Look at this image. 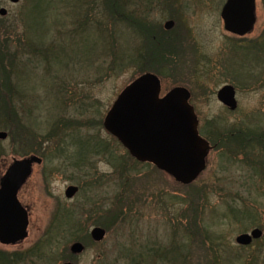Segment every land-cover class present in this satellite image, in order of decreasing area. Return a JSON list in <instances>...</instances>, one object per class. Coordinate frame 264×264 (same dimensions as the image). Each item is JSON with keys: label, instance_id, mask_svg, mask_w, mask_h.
I'll return each mask as SVG.
<instances>
[{"label": "rangeland", "instance_id": "374dc122", "mask_svg": "<svg viewBox=\"0 0 264 264\" xmlns=\"http://www.w3.org/2000/svg\"><path fill=\"white\" fill-rule=\"evenodd\" d=\"M108 1L22 0L13 5L0 0L9 13L0 19V29L14 26L9 47L18 55L15 99L23 101L17 112L30 131L22 135L24 124L16 126L15 114L1 107L0 132L9 136L0 141V177L13 158L45 159L19 193L28 209V237L16 246L0 244V250L29 252L56 214L70 212L80 220L74 231L81 240H68L67 231L58 246L42 249V256L27 253L23 264H63L75 241L87 246L76 264H264V237L249 247L236 244L239 235L255 228L264 232V145L252 138L250 156H245L227 141L230 131L264 134V0H256L255 29L244 38L224 29L220 14L226 0H125L127 17L154 28L151 33L164 43L175 40L182 52L168 55L166 66L158 67L161 95L186 88L202 136L212 146L220 139L206 171L191 186L138 163L103 127L118 94L141 74L145 43L139 30L121 21L123 9L113 10ZM168 21L175 22L171 30L165 28ZM228 84L236 88L235 111L217 99ZM64 118L88 122L65 129ZM54 128L58 135L47 141ZM88 138L97 154L80 150L79 143ZM58 146L65 148L64 155ZM70 185L81 186L85 195L67 199ZM121 196L128 197V205L118 218L112 209ZM95 224L107 230L98 245L89 235ZM191 227L198 228L196 235Z\"/></svg>", "mask_w": 264, "mask_h": 264}, {"label": "water", "instance_id": "95a60500", "mask_svg": "<svg viewBox=\"0 0 264 264\" xmlns=\"http://www.w3.org/2000/svg\"><path fill=\"white\" fill-rule=\"evenodd\" d=\"M9 1L18 4L21 0ZM7 14V10H0L2 17ZM221 17L227 32L244 36L253 30L256 23V0H227ZM173 27V21L165 24L167 30ZM161 90V82L155 75L145 74L137 78L117 97L104 119V128L137 161L151 163L180 184L190 185L205 170L209 145L199 135V121L193 106L189 104V92L178 87L161 98ZM218 99L230 110L237 109L232 86L222 88L218 92ZM7 137L6 132H0V140ZM42 162L37 156L14 159L0 178L2 245H17L28 237V212L20 203L18 194L32 176L34 166ZM78 191V187L70 186L65 196L73 199ZM262 235L256 229L251 235L239 236L237 243L247 246ZM105 236L106 231L100 227L91 231V238L96 243H101ZM84 251L85 246L80 242L70 248L73 255H81Z\"/></svg>", "mask_w": 264, "mask_h": 264}, {"label": "trees", "instance_id": "16d2710c", "mask_svg": "<svg viewBox=\"0 0 264 264\" xmlns=\"http://www.w3.org/2000/svg\"><path fill=\"white\" fill-rule=\"evenodd\" d=\"M110 3L111 2L109 0L107 5L111 6L113 10H121L119 8H122L123 12L120 14L122 16L121 21L123 20L122 22L128 21L129 23H131L132 26H134L137 30H139L145 38L144 47L142 49L143 54H141V60L139 61L142 65L141 74H143L145 72H151V73L158 75L160 73L159 68H163L166 66V65L163 66L162 64H165V61L168 60L167 59L168 55L176 56V55L182 54L180 47H177L176 45L173 44V42L174 43L176 42L175 40L174 41L168 40L167 42L165 41V43H164V41H163L164 38H160V36L154 35L151 33V31L154 28H150V30L143 28V26L140 24V22L138 20L137 21L134 20V18H132L131 16L127 17L126 13L124 11L126 9L125 7L127 5V2L125 0H122V2H119V0H113L112 4H110ZM113 20H117V19L114 17ZM88 22L89 21H86V24ZM13 27H11L7 32L0 29V109H1V107H3V109L5 111H7V112L11 111L12 114H15L14 124L16 126H18V124H21V125L24 124V127L22 129V132H23L22 135L25 134V135L29 136V133H30L29 126L23 121V119L18 115V112H17V109L19 108L18 104H22L23 101H18L15 99L17 96H19L18 84H17V79L19 77V68H18V55L15 54L14 52H11L10 47H9L10 42H11L10 40H12V41L14 40V37H12V35H10V38H9V34L12 32ZM14 35H15V30H14L13 36ZM2 40H3V42H2ZM179 40L181 42V39H179ZM151 42H152V44H151ZM180 46L183 47L182 45H180ZM176 48H178L179 51H176ZM138 53L140 54V51H138ZM87 122L83 123V122L79 121L78 119L74 120V119H70V118H64L63 123H60V124L62 125L63 128L67 129L69 127L68 125H70L71 127H81L84 124H86ZM5 127H6L5 129L10 128V126H5ZM71 129L73 130L75 128H69L68 130H71ZM57 130L58 129L54 128L51 132H49L48 135L45 136L46 140L48 141L51 138H53L54 136H57L58 135ZM59 130H61V129H59ZM249 133H251V135L246 134V132L243 133V131H239V130L230 131L229 133H227V141L229 142V144L231 146L237 147V155H239L240 152L244 151L245 156H250L248 154L247 149L250 147L249 142L251 141L252 138H253L252 140H254V143L259 142L260 144L264 145V134H259L256 132L255 133L249 132ZM63 134H64V132H63ZM235 134H237V135L234 136ZM31 135H32V133H31ZM12 136L14 137V134H12ZM60 137H62V136H59V138ZM63 137H65V135H63ZM63 137H62V140L64 141V144H67L68 142ZM233 139H237V142H234ZM219 140H217L216 143H213L214 147L219 146V144H218ZM85 142L86 143H82V142L79 143L80 144V150H82V148H84V150L86 152L91 151L92 153H90V155L94 154V153H96V154L98 153L93 148H92V150H90V147H91L90 146L91 145L90 138L85 139ZM230 145H228L229 147H225V148H231ZM57 148L61 149V151H62L61 155H64L65 148L63 146H58ZM228 150H230V149H228ZM0 155H1V153H0ZM76 155H80V152L77 153ZM90 161H91V159H90ZM251 165H255L254 162H252ZM81 170H83V168L78 170V171H81ZM82 190L85 191L83 188H82ZM127 198L128 197H125V196L117 197L118 205L116 204V207H114L112 209V212L115 214L116 217H118L121 214H123V215L126 214V210H127L126 206L128 205ZM122 207H125L124 213H123ZM123 215H121V216H123ZM238 215L242 219L247 216L246 214H243V213H238ZM250 221H252V220H250ZM79 222H80V220L78 219L76 213L65 212L63 214H59V213L56 214L54 216V219L50 223L49 227L47 228L45 234L43 235V237L38 241L37 245L27 253L32 252L30 254L42 256L40 254L41 250L47 249V247H50V250H52L53 245L58 246L60 244L59 238L64 236V233H67V231H69V233H70L68 240L69 239L81 240L77 236L78 234H76V230L74 231V229L76 228V225L77 226L79 225ZM252 223H253V221H252ZM103 226L106 227L105 225H103ZM191 230H192V232H191L192 235L195 233H198V228L191 227ZM27 253L10 252V251L6 252V251L0 250V264H23L27 260V257H28ZM43 254L47 255L45 250L43 251ZM52 257L54 258V256H52ZM63 259L64 260L66 259V261H68V260H72L73 257L69 254L66 257H64Z\"/></svg>", "mask_w": 264, "mask_h": 264}, {"label": "flooded vegetation", "instance_id": "af4514ba", "mask_svg": "<svg viewBox=\"0 0 264 264\" xmlns=\"http://www.w3.org/2000/svg\"><path fill=\"white\" fill-rule=\"evenodd\" d=\"M0 9H1V7H0ZM0 18H1V17H0ZM255 83L257 84V82H255ZM203 137H204V136H203ZM206 140H207V141L209 142V144H210V140L208 139V137L206 138ZM211 147H212V146H211ZM213 147H214V146H213ZM79 189H80V186H79ZM81 194L85 195V193L82 191L81 193L78 194V196L81 195ZM97 206H98L97 203L94 201V202L92 203V207H91V209H92V214L95 215V216H96V212L93 213V211H94V210L97 211V209H98ZM107 209H108V207H107ZM108 210H109V209H108ZM109 212H110V211H109ZM86 213H87V212H86ZM106 213H107V210H106ZM107 214H108V213H107ZM79 216H80V215H79ZM83 216H84V215H83ZM110 219H111V218H110ZM95 225H96V224H95ZM96 227H98V224H97L95 227H93V228H96ZM100 227H101V226H100ZM93 228H92V229H93ZM106 231H107V230H106ZM253 243H254V242H253ZM253 243H252V244H253ZM250 246H251V245H250Z\"/></svg>", "mask_w": 264, "mask_h": 264}]
</instances>
